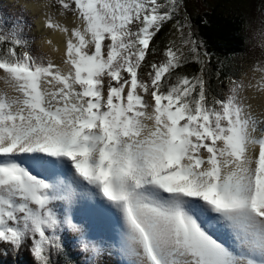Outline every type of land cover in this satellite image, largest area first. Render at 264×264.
I'll return each mask as SVG.
<instances>
[{
  "label": "snow or ice",
  "instance_id": "snow-or-ice-1",
  "mask_svg": "<svg viewBox=\"0 0 264 264\" xmlns=\"http://www.w3.org/2000/svg\"><path fill=\"white\" fill-rule=\"evenodd\" d=\"M184 3L55 0L75 19L45 25L66 34L67 70L34 55L21 29L0 33V77L13 90L0 91V245L53 264L64 223L53 205L67 193L41 171L70 167L118 215L127 264H264V133L253 134L243 82L211 94ZM173 22L180 44L153 59ZM191 62L198 74L183 73Z\"/></svg>",
  "mask_w": 264,
  "mask_h": 264
},
{
  "label": "rangeland",
  "instance_id": "rangeland-1",
  "mask_svg": "<svg viewBox=\"0 0 264 264\" xmlns=\"http://www.w3.org/2000/svg\"><path fill=\"white\" fill-rule=\"evenodd\" d=\"M27 1L33 2L39 0ZM209 1L210 0H185L184 8L179 18L183 21L185 18L184 16H187V12L194 14V12L202 13L205 10H208ZM216 1L217 0H212L210 2L216 3ZM0 4V17L3 16V18H6L4 13L5 10H8L11 13H19L20 15L26 13L31 17L33 20L32 27L30 26V28H26L23 25H15L10 30L15 28L21 29V36L28 42V44L32 43V39L36 40V43L33 44L35 50L30 49V51L34 55L42 56L45 59H51L44 51V47H42L45 37L39 33L37 24L38 18L32 13V11L25 5H22L21 0H0ZM54 5L55 0H51L53 10L58 12L57 7ZM232 5L244 13L248 23L247 34L249 36V51L246 52L244 58L238 59V61L241 62L239 63L240 67H243L242 75L241 78L238 79V82H243L244 88L241 92V96L245 98L246 104H250L252 93L259 94L264 92V90H260L258 87L262 77H264V71L259 70L264 68V0H239ZM1 12H3V14H1ZM167 27L171 29V40L176 41V44L179 45L180 37L179 33L176 34L177 29L174 22L172 24L169 23ZM7 31L9 30L4 29L2 32ZM27 32L28 35L26 36ZM51 60L53 61V59ZM61 67L67 70V65L62 63ZM8 85L9 84L3 79V77H0V91H6ZM228 88H225L227 93ZM7 92L9 93L8 90ZM147 123L150 124L151 122ZM56 169H58L57 173L52 171L50 176L49 174H44L50 171L49 168L42 170L41 176L46 179L47 182L54 184L59 191L67 193V198L65 200L54 202V209L60 219L68 218L73 221L76 229L74 233H72V236H87L84 241L85 243L88 242V245L90 244L89 246L92 247L90 256L94 257V260L91 258V261H93L94 264H109L110 256L114 254H116L119 259L127 260V258L121 253V247L120 249L116 248L117 236L119 235V237L122 238V224L118 222L117 217L112 214V211L109 212L110 209L108 207H103L104 204L101 201L99 202V197L94 194V190L91 192L92 189H90L89 186L82 184L73 187V184H68L69 182L67 181L70 179L68 173H71V175L73 173V170L70 167L61 168V170L63 169L64 171H59L60 168ZM72 177L74 178L73 175ZM58 179H60V181ZM207 218H204V222L209 233L229 248L236 249L238 241L235 239L231 231L229 234L220 231L224 238L221 239V237L216 236L215 234L216 229L219 228L213 227V225L209 223L211 220H207ZM107 224L111 225L110 228ZM111 229L112 231H110ZM113 231L114 235L112 234ZM21 249L22 248L16 250L7 245H0V255L3 254L5 256L6 254L7 258H11V256L15 257ZM93 249L98 251H94ZM117 251L120 254H118Z\"/></svg>",
  "mask_w": 264,
  "mask_h": 264
},
{
  "label": "trees",
  "instance_id": "trees-1",
  "mask_svg": "<svg viewBox=\"0 0 264 264\" xmlns=\"http://www.w3.org/2000/svg\"><path fill=\"white\" fill-rule=\"evenodd\" d=\"M210 1L209 3H211ZM238 1L217 0L216 3H208V10L202 13L194 12L192 14L187 12L186 14L187 23L191 26L193 39L202 41L203 47L201 51L208 53L206 79L210 86L211 94L214 96L227 94L225 88L229 87V78L235 81L241 78L243 67H240L239 63L241 62L238 59L244 58L246 52L249 51L246 16L240 9L232 5ZM4 13L6 18L0 17L2 21H0V33L4 29L10 30L15 25H23L26 28H30L33 25V20L26 13L20 15L19 13H11L8 10H5ZM167 25L156 38L157 52L153 59L162 58L164 50L169 45V42L172 41L171 29ZM177 33L179 32L177 31ZM27 35L28 32L26 33ZM35 41V39H32V43H29L30 49L35 50L33 46L36 43ZM199 68V64L191 62L186 64L182 71L184 74H198ZM61 220L64 221L59 233L62 239V248L59 252L53 253V264H94L91 261V258L94 260V257L90 256L92 247L87 242L88 248H84V240L87 236H72L76 229L73 221L68 218H61ZM0 264H37V262L30 248L22 247L15 257L7 258L6 254L5 256L3 254L0 255Z\"/></svg>",
  "mask_w": 264,
  "mask_h": 264
},
{
  "label": "bare ground",
  "instance_id": "bare-ground-1",
  "mask_svg": "<svg viewBox=\"0 0 264 264\" xmlns=\"http://www.w3.org/2000/svg\"><path fill=\"white\" fill-rule=\"evenodd\" d=\"M21 2H22V5H25L28 9H30L32 11V13L38 18L37 19L38 20L37 21L38 31L41 35H43V37H45L44 42L42 44L43 45L42 47H44V51L48 54V56L51 59H53V61L55 63H58L61 65L63 63V58H64L66 34H64L63 32L58 31V30L48 29L45 26L46 21L49 17H51L54 21L60 22L62 24L68 23L69 26H71V23H74L75 19L71 16V14H68L67 16H65V14H63L61 12H55V10H53V8L51 6V0H39V1H33V2L27 1V0H21ZM6 88L9 91V94H12L13 90H12L11 86L8 85ZM251 95L252 96H251V101H250V105H251L250 110L253 112V114L259 120L256 132L253 134L258 136L261 133H264V92L263 93L261 92L259 94L252 93ZM55 169H56V167H50L49 168L50 171L46 172L44 174H49V176H50L52 171L57 173L58 169H56V170ZM59 171H64V170L63 169L61 170V168H60ZM68 174L70 177V179H68V181H67V182H69L68 184H73V187L78 186V185H82V184H78V183L74 182V178L72 177L73 173H72V175H71V173H68ZM58 176H59V174H58ZM58 180L60 181V179H58ZM91 192H93V190ZM100 201L101 200L99 198V202ZM103 207L107 208V206L105 204ZM110 211H112V210L110 209L109 212ZM112 214H114L117 217L118 222L121 223L118 215L114 211H112ZM209 219L212 220L213 218L208 217L207 220H209ZM107 225L110 228L111 225L110 224H107ZM213 227L219 228V229H216V231L215 230H213V231H215L216 236L221 237V239H224L222 236L223 234H221V232L227 233V234L230 233L229 229L223 228L219 225H214ZM110 231H112V229ZM114 231L112 233L113 235H114ZM117 237H116L117 238L116 244L118 247L116 246V248L120 249V247H121L120 242L122 241L121 240L122 238H120L119 235ZM117 253L120 254L118 251H117ZM109 261H110L109 264H127L126 259L125 260L119 259V258H117L116 254L110 256Z\"/></svg>",
  "mask_w": 264,
  "mask_h": 264
}]
</instances>
